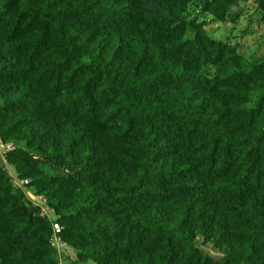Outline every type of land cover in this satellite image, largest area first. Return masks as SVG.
Masks as SVG:
<instances>
[{
  "label": "trees",
  "instance_id": "trees-1",
  "mask_svg": "<svg viewBox=\"0 0 264 264\" xmlns=\"http://www.w3.org/2000/svg\"><path fill=\"white\" fill-rule=\"evenodd\" d=\"M249 2L0 0V264H264Z\"/></svg>",
  "mask_w": 264,
  "mask_h": 264
},
{
  "label": "rangeland",
  "instance_id": "rangeland-1",
  "mask_svg": "<svg viewBox=\"0 0 264 264\" xmlns=\"http://www.w3.org/2000/svg\"><path fill=\"white\" fill-rule=\"evenodd\" d=\"M240 10H242V13L235 29L232 31L231 38L232 41H237L244 47L243 53L245 56H248L252 53L259 52L264 47V25H261L254 19L252 20V24L249 25V19L255 11V4L253 2L241 4ZM220 31L223 36L227 33V30H223L222 28ZM26 194L34 204L42 208L45 207L42 200L33 198L31 191L26 190ZM70 255V250L67 248L63 249L59 256L61 264H69L64 258Z\"/></svg>",
  "mask_w": 264,
  "mask_h": 264
},
{
  "label": "built area",
  "instance_id": "built-area-1",
  "mask_svg": "<svg viewBox=\"0 0 264 264\" xmlns=\"http://www.w3.org/2000/svg\"><path fill=\"white\" fill-rule=\"evenodd\" d=\"M13 150H14V146L12 143H6L5 144L0 139V157H1V159L5 165H6V161H5L6 153L13 151ZM28 182H29L28 180L19 181L17 179H13L14 185L18 188H23L25 185L28 184ZM39 200H42L44 202V200L41 198ZM42 210H43L44 214L48 217V219L51 221V225H52V236L50 238L49 243H50L51 247L54 248L56 250L57 254L60 256V254L62 253V250L66 248L65 244L60 239L62 227L60 226V224L58 222H56L54 219H52V217L48 213L46 206L43 207Z\"/></svg>",
  "mask_w": 264,
  "mask_h": 264
}]
</instances>
